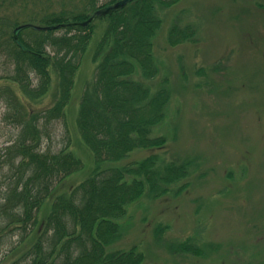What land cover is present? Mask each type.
<instances>
[{"label":"trees","instance_id":"16d2710c","mask_svg":"<svg viewBox=\"0 0 264 264\" xmlns=\"http://www.w3.org/2000/svg\"><path fill=\"white\" fill-rule=\"evenodd\" d=\"M114 1L97 6L98 0H67L57 11L48 0L47 6L36 3L27 12L0 10V102L4 103L0 125L14 130L0 146V246H6L0 264H141L145 255L134 247L113 248L120 240L127 207L146 190L162 195L159 187L183 181L191 166L197 165L198 156L189 151L178 164L159 154L175 141L172 131L168 141L154 136L166 121L171 91L166 79L148 83L157 76L152 47L161 20L156 11L179 0H131L99 18L106 25L95 47L94 74L80 96L76 115V128L93 155L94 168L79 184L62 189L64 179L83 166L69 148L66 107L93 27L75 23ZM24 23L61 26L23 29L18 34L26 48L22 50L13 29ZM193 34L192 27L174 24L168 39L170 45L183 44L193 42ZM49 92L53 97L48 107H27L25 100L34 101ZM57 121L67 135L63 146L51 151L43 146L52 143ZM151 149L159 150L139 161L122 163L135 151ZM227 190L217 188L215 196H224ZM46 201L50 203L47 213L40 210ZM194 219L200 233V229L209 231L202 226L205 222L200 223L204 220ZM157 229L154 236L160 238L163 229ZM200 239L194 233L170 243L174 246L168 252L200 258L216 253L211 245L198 243Z\"/></svg>","mask_w":264,"mask_h":264},{"label":"rangeland","instance_id":"374dc122","mask_svg":"<svg viewBox=\"0 0 264 264\" xmlns=\"http://www.w3.org/2000/svg\"><path fill=\"white\" fill-rule=\"evenodd\" d=\"M66 1L52 0L50 6L59 11ZM107 1L98 0L97 6ZM36 3L39 7L49 4L48 0H0V10L27 12ZM156 13L161 20L152 47L157 76L148 83L156 85L166 79L171 101L166 121L154 136H165L168 141L172 131L175 141L160 151H135L122 163L158 151L165 161L178 160V164L189 151L198 156L197 165L191 166L183 181L159 187L162 195L146 190L130 204L113 248L134 247L145 255L141 264H264V0H179ZM90 24L91 38L74 74L66 107L69 148L83 166L64 179L63 190L79 184L94 168L93 155L76 128L80 96L93 77L95 47L106 25L96 18ZM174 24L192 27L194 41L170 45L168 33ZM54 86L55 81L50 87ZM52 97L49 92L25 103L29 109L40 110L51 104ZM3 109L0 102V116ZM59 122L54 124L52 143L46 146L44 142L43 148L57 151L63 146L67 131ZM13 132L10 126L0 125V146ZM223 187L228 188L226 195L215 196L217 188ZM49 202L40 210L47 213ZM194 218L204 220L200 223L205 222L202 226L209 231L200 229V233ZM157 227L163 229L160 238L154 236ZM194 233L201 236L198 243L211 245L216 253L200 258L168 252L174 246L170 243ZM12 240L17 241L16 237ZM5 248L0 246V260Z\"/></svg>","mask_w":264,"mask_h":264},{"label":"water","instance_id":"95a60500","mask_svg":"<svg viewBox=\"0 0 264 264\" xmlns=\"http://www.w3.org/2000/svg\"><path fill=\"white\" fill-rule=\"evenodd\" d=\"M131 0H117L112 4H108L105 5L102 8L97 9L96 11H94V13L92 14L91 17H89L86 21H82V22H78L77 24L81 25V26H85L88 24V22H90L92 19L94 18H100L103 15H106L116 9L122 8L123 6H125L128 2H130ZM27 27H30L34 30H49L51 28L53 29H57L60 27V25H53V26H40V25H35V24H21L19 26H17L14 30H13V37L15 39V42L17 43L18 46L21 47L22 50H26V48L20 43V41L18 40V33L22 30L25 29Z\"/></svg>","mask_w":264,"mask_h":264}]
</instances>
